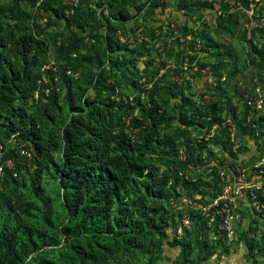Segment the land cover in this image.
<instances>
[{"label":"trees","instance_id":"obj_1","mask_svg":"<svg viewBox=\"0 0 264 264\" xmlns=\"http://www.w3.org/2000/svg\"><path fill=\"white\" fill-rule=\"evenodd\" d=\"M21 1L25 0H0V152L3 161L8 158L15 162L18 158L15 151L3 156L4 139L17 136L27 144L33 159L30 184L39 198L42 175L57 180L61 187L59 204L65 214L58 232L74 242L68 245L67 262L58 263L40 255L34 262H24L36 247L45 243L47 235L41 221L29 220L33 207L24 200L21 192H3L10 180L15 181L12 174L19 172L22 166L15 164L12 169L3 166L0 174V264H135L134 260L140 257L151 258L153 251L167 237L171 204L181 196L180 192L192 196L205 194L204 189L197 188L199 181L188 179L186 171L203 165L207 142L200 138L180 141L185 158L176 161V139L185 138L187 129L210 130L212 125H219L224 120L217 96L224 90L220 69L230 55L229 47L205 29L186 39L187 65L196 60L195 76L201 77V72L208 68L204 72L206 78L216 81L213 90L204 88L191 109L186 107L182 85L177 81L162 85L163 79L152 71L149 75L137 71L139 75L130 82V87L138 88V94L131 101L122 91L121 78L115 73L111 82L99 79L94 82L108 91L107 98L82 99L70 93L74 88L72 79L64 78L63 74L83 67L86 85L77 86V89H87L94 79L89 67L94 63L102 64L99 52L94 50L92 55L75 57L57 65L59 76L53 79L55 72L43 68L48 45L44 39H39V34L52 36L40 29L33 14L21 8ZM90 1L96 6L110 5V2L119 4L118 15L122 20L128 19V5L133 3L132 7L138 11L142 8L135 0ZM208 1L197 0L190 4L188 0H180V7L193 12L195 5L196 13L200 15L212 8ZM236 2L245 8L250 3L249 0ZM66 8L61 0H45L38 13L42 10L48 13V25L57 21L68 29L76 18L67 17L64 14ZM29 25L38 32H29ZM179 29L187 38L186 26ZM70 33L69 52L75 51L80 42L79 33L72 29ZM196 44L199 46L196 54H209L213 57L211 63L190 55ZM182 54L184 52H178L175 60L178 61ZM59 83L68 90L66 101L71 113L67 118L61 117ZM34 94L37 98L32 102ZM205 96L210 98L205 99ZM230 112L231 120L243 136L255 144L264 140V125L258 126L256 120L248 119L246 108L239 117L235 108H230ZM169 119H175L177 125L169 135L160 133L161 122ZM261 144L264 148V141ZM242 150L243 153L248 151L245 146ZM55 153L57 157H54ZM254 158V154L250 155V164H255ZM261 168L263 171L259 169L253 173L259 176L261 184L245 194L262 207L264 213V167ZM253 174L247 175V179ZM211 175H216L215 170ZM45 204L44 209L43 205L36 209L41 211L43 222L50 223L53 219ZM262 218L264 220V216ZM198 225L203 233L204 219ZM48 239L51 240V236ZM182 240L184 242L175 240L173 245L179 246L186 256L192 247L202 242L197 236L194 240L188 237ZM261 253L264 256V246Z\"/></svg>","mask_w":264,"mask_h":264},{"label":"rangeland","instance_id":"obj_2","mask_svg":"<svg viewBox=\"0 0 264 264\" xmlns=\"http://www.w3.org/2000/svg\"><path fill=\"white\" fill-rule=\"evenodd\" d=\"M44 1L25 0L20 2V6L34 15L35 23L43 32L52 36L51 38L49 35L39 34V39H44L48 45L43 68L55 72L53 79L56 80L59 76L57 65L72 61L75 57L92 55L94 50L99 52L102 64L94 63L89 67L94 79L87 89H77V86L86 85L83 67L79 66L75 71L67 70L63 74L64 78L72 79L74 88H71L70 93L82 99L94 96L107 98L108 91L102 86L94 85V82L98 79L101 82H111L115 73L121 78L122 91L131 101L138 94V88L130 87V82L139 75L137 71L140 74L143 71L144 75H149L152 71L157 72L156 77L163 79L162 85L176 81L178 85H182L186 107L191 109V104L199 99L204 88L213 90L216 81L206 78L204 72L208 68L201 72V77L195 76L196 60L187 65L189 58L185 50L186 39H191L201 29H205L210 36L229 47L230 55L225 58L220 69V82L223 83L224 90L217 96L221 101V118L224 120L219 125H212L210 130L187 129L184 132L185 138L176 139V161H183L185 158L184 147L180 145V141L200 138L207 142L203 165L186 171L188 179L199 181L200 187L197 188L204 189L205 194L192 196L181 191V196L171 204L170 228L167 230V237L161 241V246L153 251L151 258L143 256L134 261L135 264H184L185 252H181L180 247L173 243L175 240L184 242L182 239L186 237L194 240L197 236L202 242L189 250L190 253L188 252L185 259L187 264H264L261 253V247L264 246V213L262 207L248 199L245 194L253 186L258 187L261 184L259 176L254 174L256 170L263 171L261 167H264V148L261 143L264 140L255 144L249 137L241 134L230 118V108L236 109L238 117L246 108L248 119L256 120L258 126L264 125V0H249L248 8L242 7L237 0H209L212 8L206 9L200 15L196 13L195 5L193 12L180 7V0H135L142 8L138 11L132 7L133 3H129L126 7L127 20L119 18L120 8L115 2L96 6L90 0H75V5L61 0L67 7L64 14L71 20L76 18V22L70 23L68 29L57 21L48 25V13H43V10L38 13L40 4ZM188 1L193 4L197 0ZM68 6L72 12L67 14ZM183 26L189 31L187 38L181 35L179 27ZM28 29L29 32H38L30 25ZM71 29L74 33H79L80 42L75 51L69 52L67 47L72 42ZM198 49V44L193 46L194 52L190 55H197V60L204 59L210 63L213 61L209 54H196ZM181 51L184 54L176 61L175 56ZM46 78L43 80L46 81ZM59 85L61 117L67 118L71 113L66 101L68 90L63 83ZM35 98L37 94L33 95L31 101ZM208 98L210 96H205V99ZM136 113L134 109V114ZM176 125L175 119L161 122L160 133L169 135ZM4 143L3 156L15 151L18 158L9 167L5 165L4 158L2 165L12 169L18 164L22 169L12 174L15 181L10 180L3 192H21L24 200L33 207L29 220L41 221L42 229L47 235L45 243L36 247L24 262H34L39 255L58 263L67 262L68 245L74 239H66L58 232V227L65 218L59 204L60 185L57 180L43 174L39 183L41 198L36 196L30 184L29 173H33L32 156L22 157L21 154L22 150L29 152V147L17 136L4 139ZM244 146L247 153H243ZM252 154L255 155L254 165L249 161ZM54 157H57V153ZM213 170L216 172L214 177L211 175ZM250 174L253 176L247 179ZM44 204L53 219L50 223H44L41 211L36 209L42 205L44 209ZM202 219L206 222L203 233L198 225ZM48 236H51V240Z\"/></svg>","mask_w":264,"mask_h":264},{"label":"built area","instance_id":"obj_3","mask_svg":"<svg viewBox=\"0 0 264 264\" xmlns=\"http://www.w3.org/2000/svg\"><path fill=\"white\" fill-rule=\"evenodd\" d=\"M39 1H44V0H39ZM66 3H68V4H70V5H75V0H64ZM68 12H72V9H71V7L70 6H68V9H67V11H66V13L68 14ZM259 105V104H258ZM21 154L22 155H25V156H27V157H29V153L27 152V151H21ZM2 152H0V174L2 173V168H3V163H2ZM11 160L10 159H6L5 160V165L7 166V167H9V166H11Z\"/></svg>","mask_w":264,"mask_h":264}]
</instances>
